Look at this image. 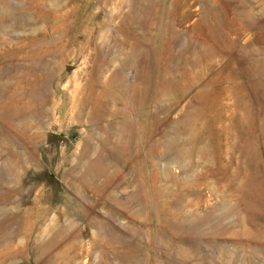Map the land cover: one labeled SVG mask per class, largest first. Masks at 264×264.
Listing matches in <instances>:
<instances>
[{
    "label": "rangeland",
    "instance_id": "rangeland-1",
    "mask_svg": "<svg viewBox=\"0 0 264 264\" xmlns=\"http://www.w3.org/2000/svg\"><path fill=\"white\" fill-rule=\"evenodd\" d=\"M0 264H264V0H0Z\"/></svg>",
    "mask_w": 264,
    "mask_h": 264
},
{
    "label": "bare ground",
    "instance_id": "bare-ground-1",
    "mask_svg": "<svg viewBox=\"0 0 264 264\" xmlns=\"http://www.w3.org/2000/svg\"><path fill=\"white\" fill-rule=\"evenodd\" d=\"M133 59H134V58H133ZM133 59H132V61H134ZM155 73H156V72H155ZM161 79H162V78H161ZM162 87H164V86H162ZM158 96H159V95H158ZM158 96H157V97H158ZM99 117H100V116H99ZM93 162H94V161H93Z\"/></svg>",
    "mask_w": 264,
    "mask_h": 264
}]
</instances>
